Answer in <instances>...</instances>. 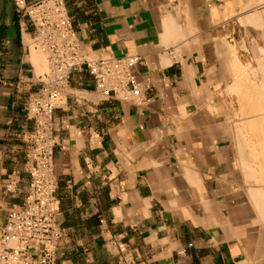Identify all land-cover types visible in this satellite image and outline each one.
<instances>
[{
    "label": "crops",
    "instance_id": "crops-1",
    "mask_svg": "<svg viewBox=\"0 0 264 264\" xmlns=\"http://www.w3.org/2000/svg\"><path fill=\"white\" fill-rule=\"evenodd\" d=\"M63 1L86 56L141 58L143 100L71 72L54 114L56 264H264V0ZM47 70L6 0L0 225L29 190L24 104Z\"/></svg>",
    "mask_w": 264,
    "mask_h": 264
},
{
    "label": "built area",
    "instance_id": "built-area-1",
    "mask_svg": "<svg viewBox=\"0 0 264 264\" xmlns=\"http://www.w3.org/2000/svg\"><path fill=\"white\" fill-rule=\"evenodd\" d=\"M7 1L27 19L35 47L45 56L48 70L39 77V89L24 104L33 122L27 151L29 190L24 204L10 209L5 223L0 225V264H56L64 231L57 223L54 114L64 101L71 72L85 67L104 98L119 97L123 102L140 104L143 99L136 70L141 58L96 60L86 56L63 0ZM85 162L90 169V159ZM15 185L16 180L10 179L8 187ZM111 244L120 253L128 251L123 241L113 240Z\"/></svg>",
    "mask_w": 264,
    "mask_h": 264
},
{
    "label": "water",
    "instance_id": "water-1",
    "mask_svg": "<svg viewBox=\"0 0 264 264\" xmlns=\"http://www.w3.org/2000/svg\"><path fill=\"white\" fill-rule=\"evenodd\" d=\"M5 2L6 0H0V21H1L4 9H5Z\"/></svg>",
    "mask_w": 264,
    "mask_h": 264
}]
</instances>
